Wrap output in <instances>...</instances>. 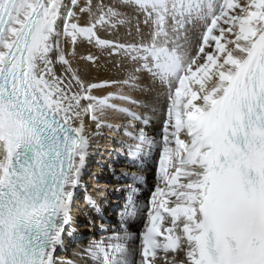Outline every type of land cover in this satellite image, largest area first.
<instances>
[{"label": "snow or ice", "instance_id": "obj_1", "mask_svg": "<svg viewBox=\"0 0 264 264\" xmlns=\"http://www.w3.org/2000/svg\"><path fill=\"white\" fill-rule=\"evenodd\" d=\"M121 27L135 39L101 35ZM84 44L126 62V79H86L73 67ZM145 75L167 107L159 139L141 128L124 145L131 163L158 164L147 202L130 196L123 212L143 229L91 242L88 258L264 264V0H0V264H61L92 146L85 118L147 123L113 103L131 97L94 92Z\"/></svg>", "mask_w": 264, "mask_h": 264}, {"label": "bare ground", "instance_id": "obj_2", "mask_svg": "<svg viewBox=\"0 0 264 264\" xmlns=\"http://www.w3.org/2000/svg\"><path fill=\"white\" fill-rule=\"evenodd\" d=\"M93 2H98V0H93ZM87 19L85 14L81 17V22H86ZM101 35L108 39L132 41L135 39L136 33L133 28L132 35H128V28L121 27L118 32L101 33ZM89 54L98 56L99 59L93 63L80 58ZM69 58L71 59V57ZM73 67H79L86 79L98 84L105 81H122L126 79L129 71L126 62H121L118 57H110L106 52L101 53L97 48L88 44L78 47ZM57 68L59 69V65ZM109 93L123 94L137 101L138 103L135 105L123 100H114L113 103L118 107L130 108L133 112L146 117L147 123L131 120L126 114L116 110L105 112L99 128L91 119L85 118L86 131L91 138L92 146L87 160V168L82 177L83 185L79 190L76 206L73 209V235L65 238L64 247L58 253L61 264H92L85 249L91 242L110 237L118 231V227H120L118 220L122 218L126 207V201L123 198L129 200V197L132 196L138 202L146 203L148 198L145 197V191L140 182L143 178H147L148 182H151L153 190L157 184V162L154 159H146L142 163H131L124 145L134 143L127 133H136L141 128L148 136H155L159 139L158 134L164 122L167 107L164 90L153 86L150 78L145 75L142 77L139 87L135 89L114 85L97 89L94 92L98 96H107ZM129 124H133L135 127L130 128ZM129 174L139 176L140 182L134 183ZM129 187L138 189L137 193L134 195L130 193ZM140 191H142L141 195ZM89 196L96 201L103 219L96 218L95 212L97 211L87 202ZM89 222L92 223L91 227L88 226ZM109 226L113 229L104 233L103 229ZM130 230L132 232L136 228L131 227Z\"/></svg>", "mask_w": 264, "mask_h": 264}]
</instances>
